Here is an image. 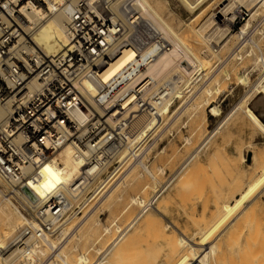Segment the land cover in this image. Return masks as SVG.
<instances>
[{
    "label": "built area",
    "instance_id": "2783aa9c",
    "mask_svg": "<svg viewBox=\"0 0 264 264\" xmlns=\"http://www.w3.org/2000/svg\"><path fill=\"white\" fill-rule=\"evenodd\" d=\"M48 1L58 10L70 8L66 44L54 57L46 56L24 28L26 14L48 10ZM169 48L141 13L139 0H0V105L11 111L0 126L1 191L28 222L13 247L24 238L43 242L57 235L135 164L150 159L149 135L135 140L138 121L161 120L160 112L176 99L173 81L154 91L145 73ZM127 50L136 57L104 81L105 70ZM66 148L78 172L70 183L46 188L45 168L62 166L59 153ZM170 178L150 199L134 204L139 210L133 219L114 222L119 228L109 245L95 249L93 259L82 255L77 264H106L110 245L131 230L140 213L156 207ZM55 250L47 256L49 264L63 263Z\"/></svg>",
    "mask_w": 264,
    "mask_h": 264
},
{
    "label": "bare ground",
    "instance_id": "6f19581e",
    "mask_svg": "<svg viewBox=\"0 0 264 264\" xmlns=\"http://www.w3.org/2000/svg\"><path fill=\"white\" fill-rule=\"evenodd\" d=\"M209 1L210 0H181V2L184 5V7L187 10H189L190 12H193V11H195L197 9L199 10L200 9L199 7H201V5H203V4L204 5L205 4L207 5V3H208V5H209V6H206L205 5L206 7H204V8L202 7L203 9L202 10L200 9L201 11L197 14V16L195 17V19H193L194 22L196 21V26L195 25L192 26L194 24V22L192 24V21H191L190 24H189V27L187 26L188 27L187 29L189 31L188 32H184L183 31L184 30L183 29L184 27L182 28V26H181V28L183 30L181 28L176 29L175 27H173L168 22V20L165 19V17L163 16V13L160 11V6L155 3V0H139V8H140V11L143 14V16L146 19H148L150 22H152L154 24V26L159 31H161V33L164 35V37L167 40V42L170 44L169 50L166 51V52H164V53H162V54H160L149 65V67H148V69H147V71L145 73V76L149 77L153 81L152 82V88L151 89L154 90V91L157 90L158 87L160 85H162L163 83L173 81L174 82V86H173V89L174 90L173 91H174V94H175V99H180L181 101H184V99H186L185 98L186 94H190V95L192 94V95H194V96H192L193 97L192 98V102L189 105V106L192 107L191 110L192 111L194 110L192 112L194 115L197 114L203 108V106L205 105V106H207L208 109L209 108L211 109L210 112L213 115L220 116L221 109L218 108V106H215V104L217 102H213V103L211 102L210 103V100L213 99V98H215V97H217V96L218 97L221 96L226 91L224 89H222V86H224V85H221V81L220 80H215V82H214V79L211 81V80H209V78H208V81L206 82L207 83L206 84L207 86L203 85L202 87L198 88V84L201 83L200 81L203 79V77H205L207 75V72H206V69H205V66H206L205 60L206 59L204 60V58L201 56V54H203L202 53L203 51H205L206 53L208 52L207 58H208V60L210 59L209 61H211V59H212V60H215L216 64L226 66L227 64H229L231 61L233 62L234 60L236 62H240V63L243 62L246 59V57H247V53L244 54V51L242 52L241 46H245V44L243 43V45H240V48L239 47H236V49L235 48L232 49L231 53L226 58H223V52H224L223 50H224V48H226L228 46L229 40H227L226 43H224L223 45H221L220 41H221L222 38L220 39L219 38L220 36L219 37L216 36V38H214L215 40H212L213 38L211 39V36H209V35L207 36L206 35V32H208L209 28L212 27V25H214V24L217 25V21L216 20H219V22H220L221 25H220V27H217L216 26L217 27L218 34L215 31L214 32L217 35L222 34V36H224V33H228V35H230L229 34L230 33V28L234 24L235 19L242 17V15L244 16V14L241 15V13H240L239 10H238L239 12L237 11V8H236V10H234L235 9V6L237 7L239 4H241V3L243 4V2H246L248 4L250 2V4L253 5V8L248 9L249 12L252 13L251 18L245 23V25L243 26L242 30H240V33L236 36L239 39H243V36L246 35L248 33V31L250 30V28H251V24L253 23L252 22V19L255 18V15L257 13V10L255 11V9L258 6H259V9H261L260 7L264 5V0H224L223 2H219L218 4L216 3V4L211 5V6L209 4ZM156 2H157V0H156ZM211 2L212 1H210V3ZM225 2H228V3L225 4ZM163 3H161V4H163ZM47 7H48L47 8L48 10H44V11H39L38 10V11H35V12H31V13L26 14L27 23L25 24L24 28L29 33V35L32 37V39L35 42V44L41 49V51L46 56H48V57H54V56H56V55H58V54H60L62 52V50L64 49L65 44H66V41H65V28H66V25H67V23L69 21L70 8L69 7H65L63 9H59L58 10V9H56L54 7V4H53L52 1H48ZM237 12H238V14H237ZM258 31H261V30H258ZM217 38H219L220 40H218ZM251 39H252V37H251ZM214 42H216V44H214ZM245 43H246V41H245ZM257 43H258V41H257ZM249 53L250 52L248 51V54ZM249 56H250V54H249ZM135 57H136V53L134 51H132V50L125 51L122 54V56L117 61H115L110 67H108L107 70H105V72L102 75L103 80L104 81H108L109 79H111L120 70H122L126 65H128ZM253 59H254L253 60L254 61V64L251 67L245 69V71H243L244 73L241 74V75H239L238 78H237L238 84H241V86L243 85L244 87H247V88L249 87V91L246 92V94L244 96L242 95L243 99L239 103H237L235 105V107L231 110V112H229V114H227L222 119V121L219 123V125L212 132H209V135L208 136L206 135L207 137H205V139H203L202 143L205 142L208 145L211 140H214V138H216V136H219V133L221 132V130H223V128L227 124H228V126H230L229 125L230 122L234 118L239 117V116L242 117V118L245 117V119H247V121L250 123V127L252 126L254 128V130H252V127H251V130L252 131H255L256 130L258 133H260V134H262L264 136V122L261 119V116H264V56H260V54H259L257 57H255ZM207 68H208V66H207ZM224 71H225V69H224ZM254 71L255 72H260V75H259V78H257L258 80H256V82L254 84H252L251 83V79H250V74L253 73ZM246 72H248V73H246ZM223 74H225L226 80H229L230 79V76L231 75H230V72L229 71H225ZM218 75L216 77H219ZM180 82L182 83L181 85H180ZM202 82H203V80H202ZM212 82H214V83H212ZM197 97H199V98H197ZM195 98L201 99V102H198L197 100H195L196 101V103H195V101H194ZM173 104H174V100L169 101L167 103V105L165 106L164 110L160 112V114H161V120L158 119L157 121H155V120L147 119V117H141L140 120L138 121V125H137V128L140 130V132H139L138 136L135 138V140H140V139L142 140L145 137H147L149 134L151 135V133H152V136H153L154 133H158L156 131H158V129L161 126H163L165 120H167V118L169 119V117H172L175 114L174 111L178 110V107L177 106L174 107L175 110H171L172 107H173ZM180 104H181V102H180ZM255 111H258L260 113V115H258ZM10 112L11 111H8L5 106L0 105V126L5 122V120L9 116ZM187 113L189 114L190 111L187 112ZM203 113H204V111H203ZM196 116L197 115H195V117L193 116L194 117V120L196 119ZM204 116L205 117L203 118V124L202 123H199V124L197 123L198 124L197 127L194 125L196 127V129L198 130V132H199L200 129L204 128L205 125H206V123H207V120L208 119L206 118V115H204ZM179 119H180V116H179ZM191 121H193V118L191 119ZM189 122H190V120H189ZM193 122H195V121H193ZM193 122H192V124H194ZM234 122H233V125H234ZM244 123H243V126H246V125H244ZM249 123H248V126L247 127H249ZM184 127H185V125H184ZM192 127H193V125L191 126V128ZM226 129H227V127H226ZM191 130H193L195 132V130L193 128ZM224 130H225V128H224ZM194 132H193L192 135H194ZM255 132H252L249 135L252 136V134L253 133L255 134ZM228 135L226 134L227 137H230ZM204 136H205V134H204ZM222 137H224V136H222ZM253 137H254V135L250 139H252ZM193 138H195V137L193 136ZM185 141L189 145V143H191L190 137L187 138V139H185ZM155 142H156V140H155ZM246 142H247V144H249L248 141H246ZM243 143H244V139H243ZM250 143H252V142H250ZM207 145H206V148H207ZM254 145L256 146V143H254ZM196 147L198 148V146H196ZM239 147H236V148H238V149H236L238 151L237 153L239 154L238 156H239V158L241 157L244 161H246L245 160V156H243L244 153H243V149H242V147H244V144H243V146L241 148H239ZM247 149H248V152L251 154L250 156H251L252 166L249 165V167H252V169L250 168V170L253 171V174L252 175L254 176V175H257L258 173H260L261 175L256 180V182L254 184H252L254 182L253 181L252 183H250L247 186V188L249 187V189H248L247 192L245 190H243V188H244L243 185H245L244 182L241 181V180H239V179H237V178H235L234 183H232L235 186L234 191H232V194H231L232 195V198H231L232 199V202L233 201H237L236 200L237 199L236 197L238 195H241L244 192H246L247 194L248 193H251L254 190V188H256L258 185H260L261 183L264 182V155H263V153L261 151L257 150L254 146H251V147L249 146ZM201 152L202 151H198L197 149H195L187 158L185 157V159H184L185 162L183 161L184 163H182L181 167L178 168V170L175 172V174L173 176H171L172 178H170V180H168V182L171 181L170 184H169V187H168L167 191L164 194H162L157 199V203H159L158 201L160 200V198L162 196H164L166 193H168L169 190H171V188H172L174 182L177 180V178L180 177V175L182 177V174L184 173L185 169L187 167H189L190 162L199 153H201ZM216 152H217V150H216ZM212 153H213V151H212ZM222 153H223V155L227 156V151L226 150L223 151V152L218 151L217 153H215L213 155L214 158H211V159H213L212 162L214 164L216 163L217 158H219V160H220V158H222L221 157L222 156ZM59 160L61 161L62 166H57L55 163H51V164L49 163L46 166V168H45L46 179H45L44 186L46 188H53L54 186H57V185H60V184H68V183H70L72 181L73 177L78 172V164L73 160L72 153H71V150L69 148H66V149L62 150L59 153ZM208 160H209V158H208ZM219 160H218V162H219ZM233 161L230 162V163H228L229 170H231L234 173V176L242 175L244 173V171H246L245 170V167L244 166H243L244 168L242 167L244 169V171L241 172L240 166H238L235 163H233ZM224 163H225V161H224ZM210 164H212V163H210ZM232 164H235L236 166H234ZM243 164H245V163H243ZM134 166L114 186H112L110 188V190L103 197V199L100 200V202L101 201L103 202L106 199H110L111 201H110V204H109L108 207H110L112 204L117 205L118 202L121 203V200H123L122 199V194L113 195V193L116 190V187H118V185L124 184L123 182L126 180V178L130 174H131V176H133L131 178H135L136 177V176L134 177V175H132V174H135L137 172L136 171L135 173H132L135 170V168H136ZM136 166L137 167L140 166V168L143 169V172L144 173L146 172L153 179L154 183L156 182V177L153 175L154 173L150 170V168L146 164L138 163V164H136ZM197 166H199V165H197ZM208 166H209V164H208ZM221 166H223V165H221ZM233 167H235V169ZM247 168L248 167H246V169ZM157 169H156V171H158L159 174H164V171L165 170L162 167H158L157 166ZM194 169H196V167ZM199 169H202V168H199ZM196 170H198V168ZM216 170H218V169H216ZM226 170H228V169H226ZM188 171H190V169L189 170L187 169V172L185 171V176H186V174H188ZM247 171H248V169H247ZM195 172H197V171H195ZM200 172H201V170H200ZM205 172H206V170H205ZM232 172H230V173L232 174ZM226 173L229 174L228 171ZM155 174H156V172H155ZM218 175H220V174H218ZM229 176H232V175H229ZM244 176H245V174L242 175L243 178H244ZM138 177H139V175H138ZM140 177H142V175ZM183 177H184V175H183ZM194 177L197 178L196 176H194ZM180 178H178V179H180ZM184 178H185V179H183L184 181H186V182L188 180L190 181V179H187V178H190V177H187V178L184 177ZM202 178H203V175H202ZM224 178L225 177H223V179ZM250 178H251V176H250ZM248 179H249V176H248ZM181 180H182V178H181ZM138 181H139V179H138ZM184 181H182L183 184H184ZM198 182H199V180H198ZM209 182L211 183V179L209 180ZM149 183H151V182H149ZM149 183H147L148 186H150ZM152 183H151V187H152ZM164 183L165 182H163L161 185H163ZM199 183L201 184L202 182H199ZM224 183H226V182L224 181ZM188 184H189V182H188ZM129 185L131 186V183ZM154 185H156V184H154ZM161 185H158L157 188L154 187V188H156L155 191L153 193H150L152 195L149 198L148 197H146V198L150 199L155 194V192L157 191V189H159V187ZM178 185H180V182L178 183ZM186 185H187V183H186ZM202 185H204V184H202ZM202 185H201V187H203ZM124 186H126V183L124 184ZM144 189H142L141 191L144 190L143 192H145V196H147L149 194V192H148V194H146L147 193L146 192L147 191L146 190L147 187H145ZM151 189L153 190V188H151ZM217 189H215V190H217ZM1 190L2 189H0V251H2V255L0 253V264H38V261L41 260L40 258H42V256L43 257L46 256L48 254V251L49 250L50 251H53L54 249H56L55 250V254L57 255L56 257L63 258L61 256V253H62V250H63L62 248L64 247V245L66 246V244L63 245V243L66 240V237L68 235L69 228H71V227H69V225H70L69 223L71 222V220L66 224V226L65 225H64V227L62 226V229L59 230V235H56V236H58L57 238L54 235V236L48 237L46 240H43V242H36L35 240H32L30 237H28L26 239L24 238L23 239L24 242L22 241L21 243H19L15 247H13L12 241H10L11 243L9 242L10 244L9 243L8 244L6 243L8 237L12 236L15 231L19 230L22 226H24V224L26 225L28 222H27V219L24 217V215L22 213H20L17 210V208L11 203V201L7 197H5L3 195V193H2ZM196 190H198V189H196ZM263 191H264V187H263L262 191L259 192L258 194L262 193ZM185 192H186V190H185ZM199 192L200 191H198L196 193L198 194ZM219 192H222V191H219ZM188 193H189V191H188ZM217 194H220V193H217ZM231 195H230V197H231ZM207 197H208V195H207ZM206 198L204 197V200L203 201H206L207 200ZM216 198H217V196H216ZM216 198H215V201H216ZM142 199H144V198H142L140 196H136V197L133 196V197L130 198V201H131L130 204L131 205L132 204H138V201L139 200L141 201ZM186 200H187V198H186ZM165 202H164V204L167 205L168 204V200L165 201ZM232 202L231 203H229V202L226 203L223 207L221 206V208H223L224 211L220 207L218 208L219 215L217 217V220L214 223L212 222L213 225L211 227H209L211 223L210 224L207 223L208 227H206L207 225L205 224V222L206 221L209 222L208 220H204V219L201 220V218H204L202 216V213H203L202 212L201 213V218H198V217L197 218H198V221L201 220L204 223V225L203 224H200L199 227H197L196 226L197 224L195 225V223L192 222L198 228V231H196V234L195 235H189L187 233H183V232L179 231L178 229H176V227H175L174 232L172 234H168L169 233L168 231L170 229H172V226L169 225V224H162L161 223V224L155 226V224H154L155 223L154 218L156 216H158L159 213H160V210L157 207V204H156V207L155 208L150 209L146 213L143 212L142 215L140 213V215L138 216V219H141V217L145 216L146 222H147V224H148V226L150 228V232L155 233V234H158V236L156 235L157 236L156 240H152V241H153V246H155V247H158L159 246L160 254H159L158 257L156 255L157 253L154 254V255H156V258L155 259H157V260L155 261V263H152V264H160V263L161 264L162 263L163 264H227V261L228 260H230V261L233 260L231 262V264H236L237 263L236 260L241 258L240 257L241 254L243 255V253H242L243 251L241 252L242 246H241V248L239 246V249H238V247L234 248L236 251H233L234 250L233 249L231 252L227 253L228 252L227 251V248L229 246H231L230 245L231 242H229L231 240H229L230 239L229 236H228V238H229L228 240L226 238H224V236L226 234L225 235L223 234V232H224L223 229L225 230V227H226L225 224H226L227 220L230 218V216H231L232 213L235 214V211H238L237 208H238V205H239L240 202H237L233 206L231 205ZM161 203H163V201H161ZM92 204H93V202H92ZM92 204H90V207H91ZM215 205L217 206V204H215ZM205 206H206V203H205ZM127 207H126V209H127ZM204 208L205 207H203V211H204ZM110 209H112V208H110ZM214 212H215V210L213 211V213ZM220 212H221V214H220ZM246 213H248V211H246L245 214ZM239 214H240V212H239ZM93 215L91 216V218L93 217ZM247 215L248 214H246V216ZM215 216L216 215H214V217ZM240 216L241 215H239V218H241ZM246 216H244V218H246ZM95 217H97V216H95ZM95 217H94V219H95ZM88 218H89V216H88ZM88 218H86V220H84V222H82L84 224L83 226L85 227L84 228V235H88L91 232H92V234H95L94 230L96 231L97 228L99 226H101V222H100V220H98V217H97V220L95 219V220H91V221H90V219L88 220ZM191 218L193 220V217L192 216H191ZM236 218L238 219V217H236ZM236 218H234V219H236ZM237 219H236V221H237ZM246 219L248 220V217ZM115 220H117V219H115ZM136 221L138 222V220H136ZM236 221L235 220H232L230 225H232V227H235V225H233V224H236L237 227H239L238 225H239V223L241 221L240 222L239 221L236 222ZM137 222H135L133 224L132 228L137 224ZM73 223H75V222H73ZM73 223H71V224H73ZM115 223H116V221H115ZM111 224H113V223H111ZM81 225H79V226L82 227ZM109 226H111V225H108V227ZM103 227H101V228H103ZM105 227L106 228H105L104 233L108 234V236L111 235V234H113V232H112V230L110 228H107L106 225H105ZM240 227L242 228L241 225H240ZM118 228L119 227L117 226L116 230ZM228 228H230V227L228 226ZM81 229H83V228H81ZM235 229L236 228L230 229L229 235L231 237L236 236V233L240 231V230L237 231L238 229L235 231ZM221 230H222V232H221ZM232 230H234L233 232L235 234H232L231 235ZM79 232H81V231H79ZM126 232H123L110 245L107 255H110L113 251H116V252H114V258H113L114 260L113 261L110 260L111 262H109V263L107 261L106 264H126V262H129L128 251H132L133 250L134 253H132V254H135L136 252L141 251L138 247H136L138 244H140L141 242H143V240L140 237L141 235L139 236L138 234L136 236H134L131 240H127L125 242V245H123L122 247H119L120 246L119 245L120 242H122L124 240V237L128 233V232L127 233ZM216 232H219V234L216 233ZM216 234H218V235H216ZM84 235H83V237H84ZM249 235H251L250 234V231H249ZM253 235H251V236H253ZM101 236H100V238H101ZM113 236H114V234H113ZM220 236L223 237L224 239L223 238H220ZM239 236L237 235L236 238H238ZM53 237H55V239H53ZM77 237L79 239H82L81 238V235H78ZM89 237L91 239V236H89ZM129 237H127V238H129ZM103 238H105V237H103ZM233 238H235V237H233ZM236 238H235V241L238 242L236 240ZM71 240H73V238ZM98 240H100V239H98ZM238 240H239V238H238ZM95 243H96V241H95ZM92 246H94V245L92 244ZM117 246H118V249H117ZM232 247H233V244H232ZM247 247H248V245H247ZM73 248H74V250H77L78 248H81V246L80 247H77L76 244H75V247H73ZM67 249H68V247H67ZM95 249H97V252L99 251L98 248H95ZM115 249H117V250H115ZM237 249L240 251L241 254L240 255L239 254H236V256L238 257V255H239L240 258L239 257L237 258L236 256H233V254H232V257H231L232 259L228 255V257L230 259H228L226 261L227 254H231V253H234V252L235 253L236 252L238 253ZM79 250H77L76 253H77V256H80V257L78 258L77 256H73V258H75L74 260H76V261L78 259H79L78 261H82V255H84L83 254L84 252L82 253V255H78ZM154 251L156 252V249ZM157 251H158V248H157ZM65 252H66V250H65ZM65 252H63V253H65ZM152 252H153V250H152ZM67 253H68V251H67ZM151 254L152 253H150V255ZM140 256L142 257L141 254H140ZM76 257L78 259H76ZM244 257H246L245 258L246 261H243V263H245L247 261L250 262L249 258L251 256L248 257L247 255H245ZM244 257H243V259H244ZM257 257L258 256L255 257L256 260H257ZM64 258H66V256ZM233 258L236 259V260H234ZM252 258H254V255H253ZM138 259H140V258H138ZM62 260H63V263L64 264H68L66 262V260H68V259H66V260L62 259ZM71 260H72V258H71ZM145 260L146 259H144V261ZM240 260H242V259H240ZM259 260L260 259H258L257 261H255L254 259L253 260L251 259V262L252 263L251 262L250 263L251 264H254V263H257ZM130 262L132 263V261H130ZM152 262H154V260H152ZM250 263H248V264H250ZM69 264H72V263H69ZM138 264H140V263L138 262ZM239 264H241V261H240Z\"/></svg>",
    "mask_w": 264,
    "mask_h": 264
},
{
    "label": "rangeland",
    "instance_id": "374dc122",
    "mask_svg": "<svg viewBox=\"0 0 264 264\" xmlns=\"http://www.w3.org/2000/svg\"><path fill=\"white\" fill-rule=\"evenodd\" d=\"M158 1L159 0H157V2H156V0H155V3L160 6V11L163 13V16L165 17V19L168 20V22L173 27H175L176 29L181 28V26H182V28L184 27L183 28L184 30L181 28L184 32H188L189 31L187 28L189 27V24H190L191 21H192V24H193V22H194L193 19H195L197 14L204 7L209 6L208 3H207V5L205 4L206 6L203 4V5H201V7H199L201 10L197 9V10H195L193 12H190L189 10H187L184 7V5L182 4L181 0H160L159 2ZM210 1H212V2L210 3ZM210 1H209V4L211 6V5H214L216 3L218 4L219 2H223L224 0H221V1L220 0H210ZM161 3H163V4H161ZM227 3L228 2H225V4H227ZM236 8H237V11L238 10L242 11L245 16L244 17L242 16L243 17L242 19L241 18L235 19L234 24L230 28V33H229L230 35H228V33H224V36H222V34L217 35L218 34L217 27H220V25H221L219 20H216L217 21V25L214 24V25H212V27L209 28V30H208L209 33L206 32V35L207 36L208 35L211 36V39L213 38L212 40H215L214 38H216V36L217 37L220 36L219 38L220 39L222 38L221 41H220L221 45H223L224 43L227 42V40H229L228 46L226 48H224V50H223L224 51L223 52V58H226L231 53L232 49H234V48L236 49V47L240 48V45H243V43L245 44V46H241L242 52L244 51V54L247 53V57L248 58L246 57V59L243 62H241V63L240 62H236L234 60L233 62L231 61L226 66H223V65L216 64L215 60L211 59V61H209L210 59L208 60V58H207L208 52L206 53L205 51H203L202 52L203 54H201V56L204 58V60L206 59L205 60V64H206L205 69H206L207 75L205 77H203V79H202L203 82H202V80L200 81L201 83L199 82L200 84H198V88L202 87L203 85L207 86L206 82L208 81V78H209V80H211V81L214 79V82H215V80H220L221 81V85H224V86H222V89H224L226 91L221 96H219V97L217 96V97H215V98L210 100V103L211 102L212 103L213 102H217L215 104V106H220V109H222V111H220L221 112L220 116L213 115L209 111L207 106L204 105L203 108L201 109L202 111L200 110L201 112L199 111L197 114H195L197 116H196V119L194 120L195 115L192 113L194 110L192 111L191 110L192 107L189 106L190 103L192 102V98H193L192 96H194V95L186 94L187 97L185 96L186 99H184V101H181L180 99H176L171 110H175V108H174L175 106L178 107V110L174 111L175 114L172 117H169V119L167 118V120H165L163 126H161L158 129V131H156L158 133H154L153 136H152V133H151V135L149 134V137L147 138L148 139V143H149L148 144L149 145L148 146L149 147L148 150L150 151L149 152L150 159L147 162H145V164L154 173L153 175L156 177V182L154 183L153 179L146 172L144 173L143 169H141L140 166L137 167L136 164H135L134 167H136V168H135V170L132 173H135L136 171L138 173L139 172L140 173L138 174L136 172L135 174H132V175H134V177L136 176L135 178H131L133 176H131V174H130L129 175L130 177L128 176L129 178L127 177L128 179L126 178V180L123 182L124 184L126 183V186H124V184L118 185V187H116V190L113 193V195L122 194V199L123 200H121V203L118 202L117 205L112 204L110 207H108L109 204H110V201H111L110 199H106L108 202L105 200L107 203L105 201H103V202L101 201L100 202V200H102L103 198H101L99 200L100 203L96 199V201L95 200L93 201V204L91 203L92 204L91 207H90V205L88 206L89 209L87 208V210L83 213V215H84L83 217L77 216V217H75L73 219H70L71 222L69 223L70 224L69 227H71V228H69L68 235L66 237L65 242L63 243V245L66 244V246L64 245V247L62 248L64 251L62 250V253H61V256L63 258L66 256V258H64L65 260L68 259V260H66V262L68 264L69 263H72V264L73 263L74 264L78 263L77 261L79 260L78 258L80 256H77L76 251L79 250V249L80 250L78 252V255H82V253L84 252L83 254H88V256L91 259H93L95 257V251H94L95 248H105L107 245H109V243H111V241L115 238V236L117 234L115 228H113L114 222L117 221L119 224H125V223L129 222L133 217H135L137 215V212H138L139 209H138V207L136 205H134V204L131 205L130 204L131 203L130 198L133 197V196L134 197L140 196V197H142L144 199L146 197L149 198L152 195L150 193H153L155 191V189L158 187V185H161L163 182H165L167 177H168V175L170 177V176H173L175 174V172L178 170V168L181 167L182 163L185 162V160H184L185 157L187 158L195 149H197L196 146L199 147L202 144L203 139H205V137H207L209 135V132H212L219 125V123L222 121V119L227 114H229V112H231V110L235 107V105L237 103H239L243 99L242 95L244 96L246 94V92L249 91V87L247 88V87H244L242 85L244 87L243 88L241 86V84H238L237 78H238L239 75L244 73L243 71H245V69L251 67L254 64V61H253L254 59L253 58L257 57L259 54H260V56H264V48H263L264 47V38H263L264 37V35H263L264 34V5L260 7L261 9H259V6L255 9V11L257 10L258 14L256 13L255 18L252 19L253 23L251 24V28L248 31V33L246 35H244L245 37L243 36V39H239L236 36L240 33V30H242V28L245 25V23L251 18L252 13H250L248 9L253 8V5L250 4V2H249V4L246 3V2H243V4L241 3L237 7L235 6L234 10H236ZM238 12H237V14H238ZM194 25L196 26V21L194 22V24L192 26H194ZM258 30H261L262 32L258 31ZM251 37H252V39H251ZM219 38H217V39L220 40ZM256 40L258 41V43H257ZM245 41H246V43H245ZM214 44H216V42H214ZM248 51L250 52L249 53L250 56L248 54ZM207 66H208V68H207ZM223 68L225 69V71H229L230 72L231 76H230L229 80H226L225 74H223L225 72ZM255 71L250 74V79H251V83L252 84H254L256 82V80H258L257 78H259V75H260V72H255ZM246 73H248V72H246ZM217 75L219 77H216ZM214 82H212V83H214ZM199 97H197V98H199ZM197 98H195L194 101L197 100L198 102H201V99H197ZM180 102H181V104H180ZM195 103H196V101H195ZM189 111H190V113L188 114L187 112H189ZM203 111H204V113H203ZM255 112L258 115H260V113L258 111H255ZM204 115H206V118L208 120H207V123H206L205 127L199 130V132H200L199 133L198 130L196 129V127H197V125L199 123L203 124V118L205 117ZM179 116H180V119H179ZM190 118L191 119L193 118V121H195V122L191 121ZM241 118L242 117H240V116L234 118L230 122V124H229L230 126H228V124H227L224 127L225 130L223 128V130H221V132L219 133V136H216V138H214V140H211L209 142V144L207 145V148L204 151H202L201 153H199L190 162L189 167H187L185 169L186 172H187V169L188 170L190 169V171H188V174H186V176H185V171H184V173L182 174V177L180 175L182 180H181L180 177H178L180 179L177 178V180L174 182L171 190H169L168 193H166L164 196H162L160 198V200L158 201L160 204L157 203V207L159 208L160 213H159L158 216L155 217L156 219L154 218L155 226H157V225H159L161 223L162 224H169V225L172 226V229H170L168 231L169 232L168 234H172L174 232L175 227H176V229H178L179 231H181L183 233H187L189 235H195L196 231H198L197 227H199L200 224L204 225V223L201 221L202 219L208 220L209 222L206 221L205 224L207 225V223L208 224L211 223L210 226H209V227H211L213 225V223L217 220V217L219 215L218 208L219 207L221 208V206L223 207L228 202L229 203L232 202V199H231L232 195L231 194H232V191H234V188H235V186L232 183H234L235 178H237V179H239V180L244 182L245 185H243V187H244L243 190H245L247 192L248 189H249V187L247 188V186L250 183H252L253 181L254 182L252 184H254L256 182V180L260 177V175H261L260 173H258L257 175H254V176L252 175L253 171L250 170V168L252 169V167H249V165L252 166V161H251V156H250L251 154L248 152L247 148L249 146L250 147L254 146L257 150L261 151L263 153V155H264V136L262 134L258 133L256 130H255L256 132L252 131V130H254V128L251 126L252 127V130H251L250 123L247 121V119H245V117H243L242 119ZM261 119L264 122V116H261ZM189 120H190V122H189ZM192 122L194 124H192ZM233 122H234V125H233ZM243 123L246 126H243ZM248 123H249V127H247ZM184 125H185V127H184ZM192 125H193L192 128L194 130L196 129L195 132L193 130H191L192 129L191 128ZM226 127H227V129H226ZM193 132H194V135H192ZM252 132H255V134L253 133L252 136L254 135V137L252 139H250L252 136L249 135V134H251ZM204 134H205V136H204ZM226 134L227 135L229 134L228 136H230V137H227ZM193 136L195 138H193ZM222 136H224V137H222ZM189 137H190L191 143H189V145H188V143L185 141V139H187ZM243 139H244V143H243ZM155 140H156V142H155ZM246 141H248L249 144H247ZM250 142H252V143H250ZM254 143H256V146L254 145ZM243 144H244V147H242ZM236 147H239V148L242 147L243 153H244L243 156H245V160L246 161H244L241 157L239 158V156H238L239 154L237 153L238 151L236 150L238 148H236ZM216 150H217V152L218 151L223 152V151L226 150L227 151V156L223 155V153H222V156H221L222 158H220V160H219V158H217V161L215 163L216 165H215L212 162L213 159H211V158H214L213 155L215 153H217ZM212 151H213V153H212ZM208 158H209V160H208ZM218 160H219V162H218ZM224 161H225V163H224ZM232 161L236 165L240 166L241 172L244 171L243 168L245 167L246 171H244V173H243V174H245L244 178L242 177L243 174L242 175H238V176H234V173L231 170H229L228 163H230ZM210 163H212V164H210ZM243 163H245V164H243ZM208 164H209V166H208ZM235 164H232V165L236 166ZM197 165H199V166H197ZM221 165H223L224 167L221 166ZM157 166L158 167H162L165 170L164 174H159L158 171H156ZM195 167H196V169L198 168V170L194 169ZM246 167H248L247 169H248L249 172L247 171ZM199 168H202V169H199ZM233 168L235 169V167H233ZM216 169H218V170H216ZM226 169H228V170H226ZM200 170H201V172H200ZM205 170H206V172H205ZM195 171H197V172H195ZM227 171L229 172V174L226 173ZM155 172H156V174H155ZM230 172H232V174ZM218 174H220V175H218ZM138 175H139V177H138ZM141 175H142V177H140ZM183 175L186 178L190 177V178H187V179H190V181L189 180L187 182L184 181L183 179H185V178L183 177ZM202 175H203V178H202ZM229 175H232V176H229ZM194 176H196L197 178H195ZM248 176H249V179H248ZM250 176H251L252 179L250 178ZM223 177H225V178L223 179ZM138 179H139V181H138ZM210 179H211V183L212 184L209 182ZM198 180H199V182H202V183L200 184L198 182ZM182 181H184V184H183ZM224 181L226 183L227 182L228 183L226 184V183H224ZM149 182H151V183L153 182L152 183V187H151V183H149ZM179 182H180V185H178ZM188 182H189V184H188ZM130 183H131V186L129 185ZM147 183H149L150 186H148ZM186 183H187V185H186ZM154 184H156L157 186L154 185ZM202 184H204V185H202ZM201 185L203 187H201ZM145 187H147V189H146L147 193L146 194H148V192H149L150 195L148 194L147 196H145V192H143L145 190L144 189ZM150 187L153 188V190ZM154 187H156V188H154ZM263 187H264V182L261 183L260 185H258L256 188H254V190L251 193L247 194L246 192H244L243 194L238 195L236 197L237 201H233L232 202V204H231L232 206L235 205L237 202H240L239 205H238V208H237L238 211H235V214L232 213L230 218L227 220V222L225 224V226H226L225 230L223 229V231H224L223 234L224 235L226 234L225 235L226 237L224 235L223 236L227 240L229 239L228 238V236H229L230 237L229 240H231L229 242H231L233 244V247H232V244L230 243L231 246H229L227 248V251H228L227 253L231 252L236 247H238V249H239V246H240V248L242 246L241 252L243 251L242 252L243 255L237 249L238 253L234 252V253H231V254H227L226 261L232 257V254H233V256H236V254H239V255L241 254L242 255V256L240 255L241 258L239 257V255H238V257L240 259H242V260L237 259L238 258L237 256H236L237 258L235 257L237 260L233 258L234 260L237 261L236 264H239L240 261H241V264H245V263L248 264V263L251 262V259L252 260L254 259L255 261L260 259L257 263H254V264H264V191L262 193L258 194L259 192L262 191ZM2 188L3 187H2V184L0 182V189H2ZM142 189H144V190L141 191ZM196 189H198V190H196ZM215 189H217V190H215ZM185 190H186V192H185ZM218 190L222 191V192H219ZM188 191H189V193H188ZM198 191H200V192L197 194L196 192H198ZM217 193H220V194H217ZM206 194L208 195V197H207ZM230 195H231V197H230ZM216 196H217V198H216ZM204 197L205 198L207 197L206 201H203ZM148 198H146V199H148ZM186 198H187V200H186ZM215 198H216V201H215ZM164 200L165 201L168 200V204L167 205L164 204V202H165ZM161 201H163V203H161ZM205 203H206V206H205ZM215 204H217L218 207ZM126 205L127 206L129 205V206L127 207ZM126 207H127V209H126ZM203 207H205L204 211H203ZM110 208H112V209H110ZM221 209H223V208H221ZM214 210H215V212L213 213ZM223 211H224V209H223ZM246 211H248V213H246V214H248L247 216L245 214ZM239 212H240V214H239ZM201 213H202V216L204 218H201ZM220 214H221V212H220ZM92 215H93V217L91 218ZM214 215H216V216L214 217ZM239 215H241L240 217L242 219L239 218ZM88 216H89V218H88ZM95 216H97L98 220H100L101 226H99L96 231L94 230L95 234H92V232H91L88 235H84V228L85 227L83 226L84 224L82 222H84V220H86V218H88V220L90 219V221L91 220H95V219L97 220V217H95ZM191 216L193 217V220H192ZM244 216H246V218L248 217V220L246 218H244ZM94 217H95V219H94ZM197 217L201 218V220L198 221ZM233 217L234 218L238 217L239 220L236 218L237 221H239V222L241 221L239 223V225H238L239 227H237L236 224H233V225H235V227H232V225H230L232 220L236 221V219H234ZM113 219L114 220L117 219V220L114 221ZM73 222H75V223H73ZM192 222L195 223V225L197 224L196 225L197 227ZM71 223H73V224H71ZM111 223H113V224H111ZM66 224H65V226H66ZM79 225H81L82 227H80ZM105 225L107 226V228H110L112 230L114 236H113V234L108 236V234L104 233L105 228H106ZM108 225H111L112 227L111 226L108 227ZM227 225L230 228H228ZM240 225L242 226V228L240 227ZM101 227H103V228H101ZM206 227H208V225ZM81 228H83V229H81ZM233 228H236L235 231L237 229H238L237 231L240 230L239 232L236 233V236L237 235L239 236L241 234L238 237L239 240H238V238H236V236H233V237L236 238V240L238 242L235 241V238H233V237H231L229 235L230 229H233ZM18 231L19 230L15 231L12 236L7 238V242H6L7 244L16 237ZM79 231H81V232H79ZM233 231L234 230H232L231 235L235 234ZM249 231H250L251 235H253V234L254 235L253 236L249 235ZM219 232H216V233L219 234ZM221 232H222V230H221ZM137 234L139 236L141 235L140 237L143 240V242L138 244L136 247H138L142 252L138 251L135 254H132V253H134L133 250L132 251H128L129 262H126V264H129V263L130 264H134V263L138 264V262L140 264H147V263L148 264H152V263H155V261L157 260V259H155L156 255H157V257L159 256L160 250H159V246L158 247L153 246V241L152 240H156L158 234L150 232V228H149V226H148V224L146 222L145 216L141 217V219L138 220L137 224L124 237L125 241L123 240L122 241L123 243L120 242V244H119L120 246L119 245L118 246L122 247L123 245H125V242L127 240H131ZM218 234H216V235H218ZM57 235H59V233ZM78 235H81L82 239H79L77 237ZM83 235H84V237H83ZM89 236H91V239H90ZM100 236H101V238H100ZM55 237L57 238L58 236L55 235ZM55 237H53V239H55ZM103 237H105V238H103ZM127 237H129V238H127ZM72 238H73V240H71ZM220 238H223V237L220 236ZM98 239H100V240H98ZM95 241H96V243H95ZM72 243L73 244L75 243L77 247L81 246V248H78L77 250H74L73 247H75V244L73 245ZM91 243L94 246H92ZM247 245H248V247H247ZM118 246H117V249H118ZM67 247H68V249L69 248L70 249L68 250ZM157 248H158V251H157ZM117 249H115V250H117ZM155 249H156V252L154 251ZM65 250H66V252H65ZM152 250H153V252H152ZM67 251H68V253H67ZM233 251H236V250L234 249ZM63 252H65V253H63ZM114 252H116V251H113L108 256V263L114 260L113 259L114 258ZM50 253H51V251L49 250L48 254L46 256H44L45 258L42 256V258H40L41 260L38 261V264H49V261L47 260V256ZM150 253H152V254L150 255ZM140 254L142 255V257L140 256ZM154 254H156V255H154ZM228 255L230 256V258L228 257ZM245 255H247L248 257L251 256L249 258L250 262L247 261L248 263L247 262L243 263V261H246V259H245L246 257H244ZM253 255H254V258H252ZM73 256H77L78 258L76 257V259H78V260L77 261L74 260L75 258H73ZM256 256H258L257 260L255 259ZM243 257H244L245 260L243 259ZM71 258H72V260H71ZM138 258H140V259H138ZM144 259H146V260L144 261ZM152 260H154V262H152ZM130 261H132V263ZM232 261L233 260H231V261L228 260L227 264H231ZM61 264H63V263H61Z\"/></svg>",
    "mask_w": 264,
    "mask_h": 264
}]
</instances>
